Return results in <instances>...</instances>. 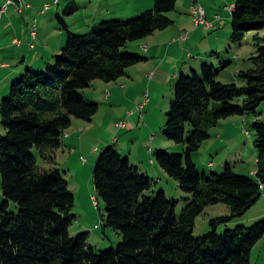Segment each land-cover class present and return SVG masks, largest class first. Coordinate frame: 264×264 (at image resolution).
<instances>
[{
  "label": "trees",
  "instance_id": "1",
  "mask_svg": "<svg viewBox=\"0 0 264 264\" xmlns=\"http://www.w3.org/2000/svg\"><path fill=\"white\" fill-rule=\"evenodd\" d=\"M176 3L155 0L138 16L104 20L82 34L58 15L67 44L46 69L30 68L21 74L0 106V122L6 130L0 138V190L5 197L0 205V264H250L254 246L264 237V220L219 233L215 219L213 230L201 236L194 235V226L209 205L227 203L234 218L261 198L264 121L253 123L255 177L236 174L229 167L222 174L201 173L193 153L222 118L257 113L264 102V45L251 58L255 68L238 74L241 85L219 81L218 71L206 64L201 75L194 71L177 77L164 132L184 144L185 150L173 155L161 150L156 157L191 195L181 213L179 201L164 191L148 194L154 180L141 173L130 157L112 145L102 149L94 170L95 188L106 204V226L123 235L117 248L97 251L85 233L72 235L75 195L69 182L56 167L40 169L34 153L37 147L41 157L54 164L74 120L92 122L99 110L100 104L87 100L81 90L95 80L116 82L146 61L123 48L173 24L168 13ZM77 10L70 3L65 15ZM232 27L238 44L247 31L263 29L264 0H237ZM12 204L17 211L11 210Z\"/></svg>",
  "mask_w": 264,
  "mask_h": 264
},
{
  "label": "rangeland",
  "instance_id": "2",
  "mask_svg": "<svg viewBox=\"0 0 264 264\" xmlns=\"http://www.w3.org/2000/svg\"><path fill=\"white\" fill-rule=\"evenodd\" d=\"M62 1L58 6L53 0H34L33 11L25 9L24 16L19 14V37L25 42L24 48L28 44L30 46V42L26 43L25 39L28 35L33 38L34 27H37L38 34L42 28L41 25L46 21V18L40 20L42 9L45 10L47 17H56L54 21L58 28L55 29L61 33L57 12L69 0ZM195 2L205 7L208 19L215 22L214 28L196 25L193 13ZM235 2L237 0H177L175 10L168 13L174 23L162 30L164 35L159 37L160 40H163L162 42L167 43V46L174 44L171 52L167 54L166 50L163 51V46H160L155 51V56L149 54V60L133 66L131 68L132 77L128 80L130 88L127 84L126 89H123L121 80L114 83L119 85L120 92L110 94V86H107L106 82L95 80L92 86L81 90L87 100L100 104L99 110L92 122L75 119L82 121L81 123H85L87 127L81 132L77 124L80 122H76V126L72 127L71 131L74 133L76 131L79 134L74 135L71 139H69L67 130L62 138L63 145L57 150L54 164L43 159L39 149L34 148L39 168H58L68 180L70 190L75 195L73 213L76 215V219L71 226L72 235L79 236L85 233L89 245L95 247L97 251L117 248L123 240L121 232L106 226V204L97 196L95 188L94 170L103 148L114 146L124 156L130 157L133 163L138 164L141 173H146L153 178L154 184L148 194L154 196L158 192L164 191L169 198L179 201L178 213H181L183 207L188 203L186 197H191V195L181 189L179 182L160 166L156 157V154L161 150L172 155L181 154L185 150L184 144L170 140L164 132L168 120L167 114L171 110L174 99L177 81V78L174 79V77L177 69L178 75L182 72L192 75L194 71L201 75L203 66L206 64L213 66L218 71L217 79L219 81L242 84L238 74L242 70L255 68L251 58L256 55L259 45H264V28L249 30L242 43L234 42L232 11L228 10L227 6ZM48 3L50 7L46 8ZM17 4L19 5L20 2ZM24 5L26 6V3ZM11 8L13 9V6ZM63 8L65 9L66 5ZM64 9L60 10L61 15H65ZM82 11H78L76 14ZM138 14L140 15L141 12ZM65 16L66 19L70 18L69 22L72 23L76 32L82 34L90 31L79 30L78 27H75L79 22L78 16L72 19L73 16ZM131 16L126 15L123 18H132ZM217 16L219 17L217 18ZM55 29L49 30L48 33L55 34ZM183 34L187 37L183 38ZM61 35H65L66 38L62 45L64 47L68 38L65 32ZM41 37L45 39L43 34L38 39L37 36L33 38V42H40ZM174 39H178V41H174ZM129 45V47L123 48V51L141 56L146 55L143 40L132 41ZM63 47L53 51L55 53L48 65L55 62V55L60 54ZM38 50V48L31 50L28 47L30 57L36 56ZM182 66L188 67L181 70ZM44 69H46L45 66ZM12 85L13 83L10 87ZM129 90H131L132 98L126 99L127 95L124 93ZM147 99L149 100L147 101ZM145 101H147L146 106L141 110L139 104ZM121 120L126 121L128 126L118 127L117 122ZM256 120L264 121V102L255 114L231 115L222 118L217 125L211 127L210 138L205 140L200 149L193 153V160L198 165L200 172L207 173L209 176L212 173L222 174L229 167L236 174L255 177L257 149L254 144L256 133L253 123ZM5 133L6 130L1 125L0 138ZM95 147H98L97 150ZM1 185L2 176L0 174ZM4 199L3 192L0 190V205ZM11 210L17 211L14 204H12ZM231 212V207L224 202L207 206L196 218L194 235H205L213 230L211 222L215 219H219L216 228L219 233L236 228L238 225L251 227L264 220V194L243 216L230 218ZM250 264H264V237L254 246Z\"/></svg>",
  "mask_w": 264,
  "mask_h": 264
},
{
  "label": "crops",
  "instance_id": "3",
  "mask_svg": "<svg viewBox=\"0 0 264 264\" xmlns=\"http://www.w3.org/2000/svg\"><path fill=\"white\" fill-rule=\"evenodd\" d=\"M8 1L9 0H0V106H1V102L3 98L10 92L11 84L15 82L21 76V74H23L25 70L27 69H30V68L43 69L44 66L51 61V58L53 57L52 55H54L55 53L53 51L60 49V47L62 48L63 47L62 45L66 39L65 35H61V34H64V31L62 29H61V33L57 32V30L55 29L57 27L54 21L56 17H51V16L47 17V15H45L46 12L44 11V9H42L40 20L41 19L44 20L46 18V21H44L43 24L41 25L42 28L37 34V39L39 38V36L41 35L43 36V34H44L45 39L41 37L39 40L40 42L34 43L33 38H30V35H28L25 41L26 43L30 42V46L28 44V46L24 48L23 45L25 44V42L21 40L19 37V32H20L19 14L24 16L26 10L33 11L35 2L34 0H20L19 5L23 6V10L20 12L18 10L17 6L19 5L17 3H10L7 7V10H5V6L7 5ZM61 2L63 1L60 0L58 6L61 5ZM154 2L155 0H69L68 3L65 2L64 5H66L67 7L68 4L74 3L78 6V10L74 14H71L69 17L73 16L71 17L72 19L75 16H78L79 22L77 24L79 25L76 24L75 27H78L79 30L88 31L94 25L98 24L101 20H110V19H116V18L128 19L129 17L127 18H123V17H125L126 15L128 16L129 15L130 16L139 15L138 13L140 12L142 13L143 11L152 8L154 6ZM24 3H26V6L24 5ZM39 3L41 4L40 1ZM235 3H232V4H235ZM64 5L58 10L57 17L58 15H61L60 10L64 9L63 8ZM11 6H13V9L11 8ZM16 10L19 13H17ZM65 10L66 8L64 9V13H65ZM82 10H85V11H82ZM78 11H82V12H79L78 14H76ZM33 14L34 12L32 13V15ZM61 16L64 17L65 20L68 22L71 30L75 31L74 26H72V23L69 22L70 18L66 19L65 15H61ZM51 29H55V34L48 33L49 30ZM45 35L47 36V38ZM50 35H52L51 39H49ZM161 35H164V34L162 33V30H159L144 39H140V40H143L144 42V50L146 54L144 56L147 58V60L150 59L149 54H152L154 56L156 55L155 51H157V49L160 46H163V51L166 50L168 52L167 54H169L171 50L174 48L173 47L174 44L167 46V43L162 42L163 40L159 39ZM174 41H178V39H174ZM32 44H34V47L31 46ZM28 47L31 50H35L38 48L39 50L37 52V55L34 57H30V52L28 53ZM185 67H188V66H182L181 70L186 69ZM131 68H130V72L128 75L116 81V82H119L121 80L123 81V83H121V87L123 89H126L128 80L129 78L132 77ZM177 68H178V65L176 69ZM177 70H176L174 79H176L179 76L177 73ZM114 83L115 82L107 83L108 84L107 86H110V89H109L110 94L111 93L114 94V92H120V89L118 87L119 85L114 84ZM129 88H130V85H129ZM130 92L131 90L126 91L124 93L125 95H127V96L124 95L126 99L128 97L129 99L132 98L130 95ZM76 122H80L77 124H78V129H80L81 132H83L85 128L87 127L85 123H81L82 121L75 120L72 126L70 127V129L68 130L69 139H71L74 135L76 136L79 134L76 131L75 133L71 131V128L76 126L75 125ZM0 126H1V122H0ZM84 134H82V136H84ZM97 148L98 147H95V150H97ZM138 167L140 169L139 165Z\"/></svg>",
  "mask_w": 264,
  "mask_h": 264
},
{
  "label": "built area",
  "instance_id": "4",
  "mask_svg": "<svg viewBox=\"0 0 264 264\" xmlns=\"http://www.w3.org/2000/svg\"><path fill=\"white\" fill-rule=\"evenodd\" d=\"M53 1H54L55 4H59V2H60V0H53ZM10 3H14L13 0H9V1H8L7 5L5 6V10H7V7H8V5H9ZM20 6H21V7H18V8H19V11L21 12V11L23 10V6H22V5H20ZM49 7H50V4L48 3V4L46 5V8H49ZM227 8H228V10L233 11L234 8H235V4L229 5V6H227ZM44 11H45V10H44ZM218 17H219V16H217V18H218ZM200 26H205L206 28H214L216 25H215V22L210 21L208 18H204V15H203V13H202V15L199 16V27H200ZM32 34H33V35H32L33 38H35V37L37 36V27L35 28V31H32ZM183 37L186 38L187 35H183ZM31 46L34 47V44H32ZM147 101H148V99H147ZM147 101H145L144 103H142V104L139 105V108H140L141 110H143L144 105H145V103H146ZM117 126L120 127V128H125V127H127L126 121H124V120L118 121V122H117ZM115 140L117 141V138H115ZM260 186H261V188H262V190H263V194H264V183H261Z\"/></svg>",
  "mask_w": 264,
  "mask_h": 264
},
{
  "label": "bare ground",
  "instance_id": "5",
  "mask_svg": "<svg viewBox=\"0 0 264 264\" xmlns=\"http://www.w3.org/2000/svg\"><path fill=\"white\" fill-rule=\"evenodd\" d=\"M193 13H194L195 23H196L197 26H199V16H201L202 13L204 15V18H208L207 14H206L205 7L202 4H196V2L194 4V6H193ZM35 28L36 27H34V29L32 31H35Z\"/></svg>",
  "mask_w": 264,
  "mask_h": 264
}]
</instances>
